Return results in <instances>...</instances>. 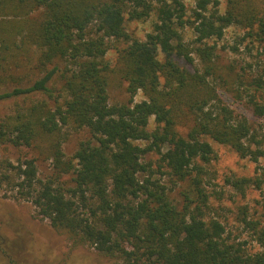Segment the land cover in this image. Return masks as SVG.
I'll return each mask as SVG.
<instances>
[{
    "label": "trees",
    "instance_id": "obj_1",
    "mask_svg": "<svg viewBox=\"0 0 264 264\" xmlns=\"http://www.w3.org/2000/svg\"><path fill=\"white\" fill-rule=\"evenodd\" d=\"M219 4L195 0L190 16L185 0H0V87H7L0 99L46 95L0 119V149L33 153L16 161L0 155L2 196L32 202L75 246H94L116 264H264V226L252 225L262 249L250 251L206 216L207 165L217 157L206 137L242 157L264 153L248 119L211 80L216 46L206 42L235 24L264 43V0H227L224 12ZM153 14L146 38L130 32L128 21ZM187 26L199 46L186 42ZM110 49L118 53L114 65ZM194 52L203 67L192 70L180 60L196 65ZM35 69L41 72L31 79ZM112 76L127 83L128 102L111 103ZM252 83L250 106L264 120V83ZM65 127L91 133L72 155ZM152 151L160 154L158 170L188 184L181 206L144 160ZM44 160L51 168L42 177ZM228 181L242 189L261 179Z\"/></svg>",
    "mask_w": 264,
    "mask_h": 264
},
{
    "label": "rangeland",
    "instance_id": "obj_2",
    "mask_svg": "<svg viewBox=\"0 0 264 264\" xmlns=\"http://www.w3.org/2000/svg\"><path fill=\"white\" fill-rule=\"evenodd\" d=\"M185 2L187 13L191 16L195 0H185ZM226 6L227 0H220L219 11L224 12ZM36 16L38 12L31 14L32 18ZM5 20L13 19L8 17ZM156 20V14H153L147 19L130 20L127 27L134 36L144 39L146 34L153 29ZM183 34L186 42H189L191 46L200 45L195 41L197 34L192 26H187ZM245 34L244 28L232 24L225 28L223 37H212L206 40L208 44L216 46L212 58L215 74L210 78L216 84L224 102L233 108L237 115L248 119L258 135L257 138L262 141L261 146L264 150V120L253 113L248 94V92L255 91V83L250 85L253 79L264 83V43ZM193 54L196 65L186 64L183 59L180 62L192 70L195 66L202 68L201 58L196 52ZM35 55L34 53L32 56L34 62L36 61ZM117 56L116 50L110 49L106 57L114 65ZM65 63L61 61V67L65 66ZM40 72L35 69L31 79L38 76ZM55 84L60 86L61 81L56 80ZM126 87L127 83L121 78L112 76L108 88L111 103L128 102L129 93ZM5 88L7 87L1 86L0 91ZM44 96L46 95L36 93L29 96L0 99V119L12 113L17 107L24 108L37 99L46 98ZM143 97L140 91L135 100L139 101ZM155 127V117L152 116L149 128L153 130ZM65 130L68 131L64 143L67 155L75 152L82 139L91 137L87 128L73 130L65 127ZM206 138L211 142L217 154L216 159L207 165L209 173L206 176V188L209 192V201L206 206V216L222 221L226 226V235L231 240L246 241L250 251L260 250L262 246L257 242L256 231L252 225L264 226V153L259 156L258 160L250 156L242 157L231 146L219 143L210 137ZM140 143L144 145L146 142L141 141ZM257 146L253 144L254 148ZM32 154V151L24 146L17 148L6 145L0 149L1 157L10 158L13 161ZM159 158L160 154L156 151L148 152L144 156L146 162L152 163V168L156 172L155 177L171 189L169 192L171 199L181 206L184 201L183 193L188 184L186 182L175 183L165 168H163L164 173L158 170ZM50 168V160L40 161L42 177L50 171ZM237 177L253 179L259 177L260 186L252 182L240 189L228 181L229 178L233 180ZM0 264H116V258L100 253L91 245L75 246L66 233L57 231L48 218H42L37 214L32 202L5 198L0 190Z\"/></svg>",
    "mask_w": 264,
    "mask_h": 264
}]
</instances>
